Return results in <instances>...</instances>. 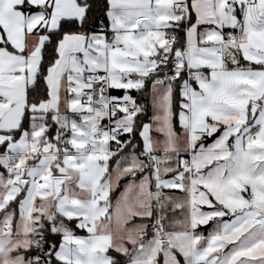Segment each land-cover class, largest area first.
Instances as JSON below:
<instances>
[{
	"label": "snow or ice",
	"instance_id": "obj_1",
	"mask_svg": "<svg viewBox=\"0 0 264 264\" xmlns=\"http://www.w3.org/2000/svg\"><path fill=\"white\" fill-rule=\"evenodd\" d=\"M117 256L264 264V0H0V264Z\"/></svg>",
	"mask_w": 264,
	"mask_h": 264
},
{
	"label": "trees",
	"instance_id": "obj_2",
	"mask_svg": "<svg viewBox=\"0 0 264 264\" xmlns=\"http://www.w3.org/2000/svg\"><path fill=\"white\" fill-rule=\"evenodd\" d=\"M102 23H103V21H102ZM113 94L114 95H122V92L114 91ZM133 95H136V93H133ZM149 115H150V113H149ZM208 142H210V141H208ZM122 183H123V181H122ZM78 234H81L82 235L83 232H78ZM56 239H59V237H57ZM117 258L120 259L121 260V264H123L124 258L123 257H120V256H117Z\"/></svg>",
	"mask_w": 264,
	"mask_h": 264
},
{
	"label": "crops",
	"instance_id": "obj_3",
	"mask_svg": "<svg viewBox=\"0 0 264 264\" xmlns=\"http://www.w3.org/2000/svg\"><path fill=\"white\" fill-rule=\"evenodd\" d=\"M150 115H151V113H150ZM202 230L205 232V234H207V232L210 230V228L208 226H205L204 228H202ZM83 234H85V233H83Z\"/></svg>",
	"mask_w": 264,
	"mask_h": 264
},
{
	"label": "rangeland",
	"instance_id": "obj_4",
	"mask_svg": "<svg viewBox=\"0 0 264 264\" xmlns=\"http://www.w3.org/2000/svg\"><path fill=\"white\" fill-rule=\"evenodd\" d=\"M167 191V190H166Z\"/></svg>",
	"mask_w": 264,
	"mask_h": 264
}]
</instances>
